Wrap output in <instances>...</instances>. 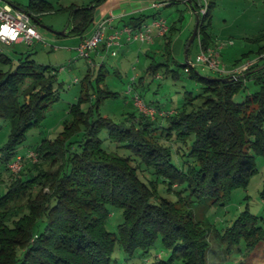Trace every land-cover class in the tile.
I'll return each instance as SVG.
<instances>
[{
	"label": "trees",
	"instance_id": "trees-1",
	"mask_svg": "<svg viewBox=\"0 0 264 264\" xmlns=\"http://www.w3.org/2000/svg\"><path fill=\"white\" fill-rule=\"evenodd\" d=\"M103 1L75 11L68 35L83 38ZM161 1L172 5L183 0ZM219 1L209 0L207 13L199 16L198 35L188 55L194 44L198 54L213 48L212 10ZM186 3L198 12L197 1ZM58 10L47 0H31L23 11L39 24L42 15ZM158 14L153 13L154 20L160 19ZM149 17L134 16L130 19L136 22L127 26L138 29L149 24ZM168 27L163 35L169 40L167 46L178 29ZM250 42L258 50L243 54L234 69L248 64L250 52L259 57L258 63L243 75L214 72V76H204L197 68L185 71L201 85L200 93L169 112L147 103L156 110L155 118L143 114L133 97L129 121L117 123L99 114L94 99L97 96L98 103L99 95L106 92L100 84L102 70L96 87L89 71L81 80L83 96L72 104L63 130L53 140L43 139L36 149L22 152L18 150L28 133L40 127L59 99L56 85L61 83L56 70L37 65L30 56L22 57L15 70L0 71V120H6L10 129L0 147V176L9 171L12 179L0 185V264H116L118 249L125 261L148 257L157 249L159 260L151 264H173L175 260L210 264L212 246L207 231L190 209L183 208L194 198L223 205L234 191L247 188L258 172L257 156L264 157V33ZM0 62L13 65L2 54ZM159 65L152 63L148 72L156 75ZM188 66L189 60L182 65L185 70ZM172 73L178 77L176 71ZM226 77L232 80H218ZM241 93L245 94L243 101H235ZM106 94L117 95L108 87ZM138 95L143 99L142 93ZM84 102L92 103L87 111L82 108ZM104 131L131 155L105 149ZM21 159L29 166L13 174L10 165ZM142 168L151 170L152 179L141 178ZM161 185L177 198L160 197ZM115 209L123 212L124 220L112 232L107 225ZM223 230L220 239L228 256L247 257L264 242V227L248 209ZM216 235L220 234L216 231ZM164 251L169 254L166 260L161 259Z\"/></svg>",
	"mask_w": 264,
	"mask_h": 264
},
{
	"label": "rangeland",
	"instance_id": "rangeland-1",
	"mask_svg": "<svg viewBox=\"0 0 264 264\" xmlns=\"http://www.w3.org/2000/svg\"><path fill=\"white\" fill-rule=\"evenodd\" d=\"M31 0H2L3 4H12L19 9L25 10ZM51 2L55 8L60 9L55 12L44 14L40 17L38 30L44 41L50 44L46 46L43 42H36L32 46L26 44H15L12 46L0 43V54L6 55L13 61V65H6L0 62V71L9 72L16 68L19 60L22 57L30 56V59L35 61L37 65L50 67L52 70L57 71L58 81L56 87L59 89V99L51 105V108L46 114V117L40 127L32 129L28 135L27 140L19 147L18 151H25L28 148H37V145L43 139H51L63 130L65 120L70 118V108L72 104L76 103L80 97L83 96L81 91V80L90 71L93 73L92 82L97 86V80L100 71L102 70L103 81L100 83L107 92L117 94L116 97L106 94H100L101 97L97 103V96L94 99L95 110L104 117H109L115 122H126L130 117V113L134 108L130 105L132 95H129V89L133 90V94L143 95L144 102L153 103L154 106L162 107L165 111H174L185 103L186 98L200 93L201 85L193 81L190 75L185 72L182 67L186 63V50H183L180 55L172 57L170 60L165 57L168 53L164 50H159L154 58H151L148 63H144L143 59L146 55L141 56L143 59L139 63L135 57H127L120 54L116 57L112 56L113 50L106 49L101 53V57L94 58L96 63L91 65L90 58H84L79 55L77 47L80 43V37L75 35H68L73 27L74 12L82 7H92L93 3L97 0H47ZM107 0L103 1L104 4ZM254 1V2H253ZM156 2V1H155ZM238 0H221L218 5L212 10L213 30L221 33L224 37H232L235 43L229 46L223 54V64L227 67L235 65L242 59V55L252 49H255L252 42H247L245 37H252L253 34H259L264 29V0H250L247 6L253 7L248 16H243V6L237 4ZM154 3V2H153ZM100 4V5H101ZM152 8H150L151 10ZM147 12L146 15L151 16L148 19L153 20L152 13H158L157 10ZM98 11V10H97ZM94 17L97 19L98 13L94 11ZM159 14L169 20L171 23L174 21L177 25L183 21L185 27L188 24L191 28L185 34L184 40L191 38L192 31L196 26V18L185 8V5H173L172 7L162 8ZM158 16V15H157ZM185 17V20L182 18ZM243 17V18H242ZM242 18V19H240ZM122 26L131 25L135 23V19H125L119 21ZM118 24V23H117ZM183 26V25H182ZM180 27V26H178ZM247 30V36L243 37V28ZM179 29V28H178ZM90 28L86 35L91 33ZM65 32L64 35H61ZM179 32L173 31V37H177ZM225 39V38H224ZM252 39V38H251ZM250 40V39H249ZM230 41V39L228 40ZM57 48V49H56ZM196 44L192 47L190 57L195 60ZM214 49V48H210ZM219 49V48H216ZM172 49H169L171 53ZM164 55H166L164 57ZM250 60L257 58L254 52H250L246 57ZM93 60V59H92ZM154 63L159 65L156 75L148 72L150 65ZM180 65V66H178ZM197 71L204 76H214L215 73L209 68L197 66ZM166 70L170 72L167 74ZM178 73V77L172 76V71ZM141 75L144 83H133V78ZM159 75V76H158ZM63 83V85H62ZM250 91L253 88L250 87ZM244 93L235 97V101H243ZM142 97V96H140ZM92 103L84 102L82 104L83 110L87 111ZM156 111V110H155ZM145 114L144 112H142ZM168 115V113H167ZM160 117V116H159ZM0 147L4 145L9 134L10 129L7 121L0 120ZM103 140V147L109 152L118 153L120 155L130 156V151L122 144H117L111 141L108 137L107 131L101 134ZM1 154V152H0ZM258 172L253 176L247 188H240L234 191L229 199L223 205H212L207 198H194L191 205H184L183 209H190L195 216L196 221L203 224V228L207 231L208 241L212 246L210 253V264H225L227 261H235L234 264H264V242L250 255L236 256L226 255L224 252V242L220 239L223 229L230 226L233 221L245 210H249L252 214L260 219V225L264 227V157L257 156L256 159ZM29 164L22 162V159L15 162L10 168L13 169V174L18 175L19 172H24ZM23 170V171H22ZM143 180L152 179L151 170L141 169ZM0 176V185H7L11 182V174L9 171H3ZM160 197L169 200H175L177 196L174 193H168L164 190V185L160 187ZM187 196V193L185 194ZM190 201V199H188ZM186 207V208H185ZM123 212L121 210H113V217L109 221L107 228L112 232H117V226L123 222ZM219 233L220 235H216ZM156 250H153L148 257H134L130 260H124L125 256L118 249L114 258L118 259L116 264H151L159 258L155 257ZM164 258L168 259V252L161 253ZM115 264V263H114ZM173 264H182L180 261L175 260Z\"/></svg>",
	"mask_w": 264,
	"mask_h": 264
},
{
	"label": "built area",
	"instance_id": "built-area-1",
	"mask_svg": "<svg viewBox=\"0 0 264 264\" xmlns=\"http://www.w3.org/2000/svg\"><path fill=\"white\" fill-rule=\"evenodd\" d=\"M185 1H191L190 4H193V0ZM195 1H197L200 6L198 9L199 16H204L208 10L209 0ZM163 5H165V3L156 1L153 3V8L158 9ZM109 23L110 19L99 22L96 25L94 33L89 38L82 41L78 47V52L81 57L90 58L91 50L98 49L103 44L108 49L119 47L121 45V38L123 34L127 35L129 42L137 41L140 43H150L153 40L154 28L158 29L162 35H165L169 29L166 20L160 18L149 24H143L138 29L133 28L132 26H126L122 30H117L112 35H109ZM36 42H43L46 46L50 45L44 41V38L38 30L37 24L33 21L29 14L16 7L3 4L2 0H0V43L8 46L15 44H26L28 46H32ZM112 55L116 56L117 51H113ZM220 57L221 55L219 49L214 48L209 49L208 51L201 50L200 54L197 55L195 62L189 61V66L185 71L190 72L191 68L204 66L216 73L243 75L252 65L251 63H248L238 69L228 71L226 67L222 65ZM136 79L137 77L135 76L132 81L135 82ZM129 95H132L134 104L137 108L152 118H155L156 111L149 107L138 94H133V90L129 89Z\"/></svg>",
	"mask_w": 264,
	"mask_h": 264
},
{
	"label": "crops",
	"instance_id": "crops-1",
	"mask_svg": "<svg viewBox=\"0 0 264 264\" xmlns=\"http://www.w3.org/2000/svg\"><path fill=\"white\" fill-rule=\"evenodd\" d=\"M155 1L160 2L161 0H107L104 4L98 5L96 7V13H98L99 17H97V19L94 17V23L91 26V28H92L91 33L88 36L85 34V36L83 38L80 37V43H79L78 47L80 46V44L82 43V41L84 39L89 38L94 33L96 25L99 22L107 21L110 19V23L108 24V33H109V35H112L115 31L120 30V29L125 27V26L121 27V23L119 21L125 20L128 18L130 19L134 16H140V15L146 16V14H147V12H149L150 8H152L151 9L152 11L157 10L159 13V11L162 8H168V7H172L173 5L183 4V5H185V8L191 13V15L196 18V23H197V20L199 18L198 12L194 11L192 9V7L189 6L184 0L177 2V3H174L172 5H168L170 3H166L161 8H158V9L153 8V2H155ZM249 1L250 0H238V2H237L238 5L243 6V11H242L243 16H248L250 11L253 8V7L247 6L248 3L250 4ZM7 5L15 7L14 5L9 4V3ZM153 9H155V10H153ZM158 17L166 20L168 22L169 26H174L175 28H179V29H177V31L179 32L178 36L173 37V35H172V37H171L172 39H170V44L168 46H167V41H169V40L167 38H165L160 33V31L158 29L154 28L153 40L150 43L142 44L139 42H129L127 39V36L123 35L122 40H121V45L119 47L114 48V50L119 51L116 56L123 54V56L135 57V58H137L136 60L140 63L143 59L141 56L146 55V58L143 59L144 60L143 62L146 64V63H148V61L151 58H154L153 55H156L157 54L156 52H158L159 50H163V48H164V50L168 53L167 57H165L166 55H164V57H165L164 59L167 58L168 60H170L172 57L180 55L183 50H186V61L187 60L194 61L192 59V57H190V55H188V49L189 48H187V45H188V42L190 39L189 40L183 39L185 34L188 33V30L191 28V25L188 24L187 27H185L183 24V21L180 23V25H177V23L175 21H174V23H171L169 20L164 18L162 16V14L161 15L158 14L157 18ZM242 18H240V19H242ZM182 19L185 20V17H183ZM152 21H154V19L148 20L147 23H151ZM36 24L38 26V23H36ZM178 26H180V27H178ZM193 32L194 31H192V34H193ZM261 33H264V29L261 30V32H259V34H261ZM242 34H243V37H244V35L247 36V30H245V27L243 28ZM258 35L253 34L251 38H255ZM212 36H213L212 47L213 48H219L220 55H221L220 58L223 61V54L226 52L227 47L233 46V45H235V43L232 41V37H224L221 33L219 34V33H217V31L213 30V26H212ZM251 38L245 37L247 42H249L250 41L249 39H251ZM229 39H230V41H228ZM230 42H233V43H230ZM78 47H77V50H78ZM254 47H255V49H252V50H258L259 46L254 45ZM170 48L172 49L171 53H169ZM106 49H108V48H106V46L103 44L98 49L91 50V52H90V59L92 61L91 65H94L96 63V60L93 57L94 53L96 54V57H101V53ZM109 50H111V49H109ZM194 52H195V55L197 56V54L199 52V49L197 46H196ZM116 56H113V57H116ZM195 59H196V57H195ZM258 62H259V57H257L254 60L247 59V61L245 63L255 64ZM227 69L233 70L234 65H232V66L227 65ZM225 75L227 76L229 74H225ZM139 79H141V75L137 77V80H139ZM144 82H145L144 79H143V81H139V83H141V84H143Z\"/></svg>",
	"mask_w": 264,
	"mask_h": 264
},
{
	"label": "water",
	"instance_id": "water-1",
	"mask_svg": "<svg viewBox=\"0 0 264 264\" xmlns=\"http://www.w3.org/2000/svg\"><path fill=\"white\" fill-rule=\"evenodd\" d=\"M189 3H191V1H189ZM198 29H199V18H198V20H197L195 30H194V32H193V34H192V36H191V38H190V40H189V42H188L187 48H189V47L193 44L194 40L196 39V37H197V35H198ZM64 34H65V32H62V33H61V35H64ZM236 79H237V77H236ZM218 80H221V81H223V82H229V81H231L232 79L229 78V77H226V78H221V79H218Z\"/></svg>",
	"mask_w": 264,
	"mask_h": 264
}]
</instances>
